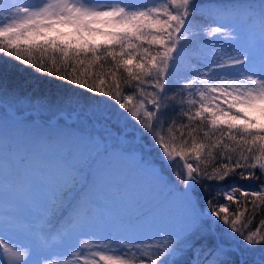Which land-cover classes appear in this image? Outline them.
<instances>
[{"label":"snow or ice","instance_id":"obj_1","mask_svg":"<svg viewBox=\"0 0 264 264\" xmlns=\"http://www.w3.org/2000/svg\"><path fill=\"white\" fill-rule=\"evenodd\" d=\"M21 69L78 91L22 97L8 83ZM24 101L87 128L32 137L23 171L6 166L0 264H177L188 251L250 264L257 245L264 264V219L250 227L264 213V4L0 0V105ZM110 140L121 151L106 152ZM121 171L143 181L154 215L126 219L127 196L120 211L95 205ZM206 181L217 192L201 202Z\"/></svg>","mask_w":264,"mask_h":264},{"label":"trees","instance_id":"obj_2","mask_svg":"<svg viewBox=\"0 0 264 264\" xmlns=\"http://www.w3.org/2000/svg\"><path fill=\"white\" fill-rule=\"evenodd\" d=\"M248 1H253V0H228V2H235V3L248 2ZM253 3L264 4V0H255ZM8 83L11 88H14L19 93L20 96L26 97L28 99L39 98L42 96L55 98L57 95L65 94L66 92L78 91L77 89H72L71 86L68 85L60 86L58 81L51 80L45 75H40L36 71H33L32 69H21L20 71L14 72L9 77ZM124 94L125 95L132 94L133 103L136 102L137 95L133 93L131 89L125 88ZM17 109H20L19 111L35 110L40 114L46 112L47 114H49V116H53L52 112L46 111L41 107V102L39 101L35 103H32L30 101H24L17 106ZM23 124L26 123H22V125ZM115 142L116 141L113 140L109 141V143L106 145V152H114L113 151L114 145L112 144ZM93 164L94 162L90 161L89 167L86 168L81 174L83 177L82 185L85 187L89 186V183L90 184L93 183V175H92V167L94 166ZM124 177L128 179L125 175ZM223 183L226 184L228 183V181H225ZM205 187L207 188V191L199 187L197 189V191L199 192L201 202L215 196L218 186L216 185L215 182L206 181ZM113 193L115 197L113 198L105 197L104 204L111 203V205H113L114 203V205H117V208L120 210L122 201L120 200L119 197L127 196L128 193H123L119 189L115 190ZM75 195H77V192L73 191L71 193V196H75ZM150 197L151 196L148 194V191L144 190L136 198H134L133 200L135 201V206L130 210V214L126 219H135L136 217L147 218L154 215V213L156 212L155 201L153 199H150ZM159 197H160L159 199L168 198L164 195H160ZM234 207L235 206L233 205V208ZM261 219H264V213L258 214L252 220V224L250 225V227L254 229L259 224ZM225 246L227 247V245ZM241 246L243 247V245ZM259 248L260 246L257 245L256 248L248 254L250 264H255V260L259 258ZM239 258L240 256L238 252L228 257V259L231 261V264H239ZM177 264H198L197 253L193 251H188L184 256L178 258Z\"/></svg>","mask_w":264,"mask_h":264},{"label":"rangeland","instance_id":"obj_3","mask_svg":"<svg viewBox=\"0 0 264 264\" xmlns=\"http://www.w3.org/2000/svg\"><path fill=\"white\" fill-rule=\"evenodd\" d=\"M253 1L248 2H237V3H253ZM22 112L16 109H3L0 108V216H2L6 211H8V202L10 197L5 193L4 191V185L5 183L11 178L8 175L6 166L7 165H13L16 164V171L17 173H21L23 171V166L27 163L26 160H19L17 163V158L22 156L24 153H26L30 148V139L32 137H39L44 136V134L33 128V126L30 124L29 128L28 126H24L25 129H22V124H15L12 120L8 119L9 116L13 117L14 113ZM20 114V113H19ZM63 129L68 134L72 135H81L83 134L81 129H86L87 126L82 124L79 128H71L66 127L65 125H62ZM27 128V129H26ZM113 151L119 152L121 151V145L118 142H115ZM9 148V149H8ZM94 165V164H93ZM174 171V170H172ZM169 174L172 175V172L170 171ZM124 176H122L123 178ZM174 179V177H173ZM141 183V184H140ZM125 186H130L134 184V180L132 179H126ZM137 184L142 185L143 181L139 180ZM115 185H117V182L115 183H108L105 182L103 184H100L97 187V190L99 191H106V189L114 188ZM141 189L144 190L145 186H141ZM99 191H97V204L102 205V203L99 201V195L101 194ZM139 194V193H138ZM131 195H129V198ZM39 203L41 206L45 204V197L43 190L41 189L39 191ZM101 199V198H100ZM102 201L105 199L102 198ZM107 210L109 211H118L115 205L110 206ZM52 264H63L62 261H59L57 258H54L52 261Z\"/></svg>","mask_w":264,"mask_h":264}]
</instances>
